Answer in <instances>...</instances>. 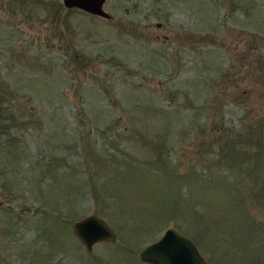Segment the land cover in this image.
Listing matches in <instances>:
<instances>
[{
    "label": "rangeland",
    "instance_id": "1",
    "mask_svg": "<svg viewBox=\"0 0 264 264\" xmlns=\"http://www.w3.org/2000/svg\"><path fill=\"white\" fill-rule=\"evenodd\" d=\"M103 6L0 0V264H264V0Z\"/></svg>",
    "mask_w": 264,
    "mask_h": 264
},
{
    "label": "water",
    "instance_id": "2",
    "mask_svg": "<svg viewBox=\"0 0 264 264\" xmlns=\"http://www.w3.org/2000/svg\"><path fill=\"white\" fill-rule=\"evenodd\" d=\"M67 8H78L105 18L110 13L104 8L105 0H62ZM73 230L87 249L100 240H114V229L100 216L88 214L73 222ZM142 260L153 264H208L195 242L175 227H167L163 234L145 245L139 253Z\"/></svg>",
    "mask_w": 264,
    "mask_h": 264
},
{
    "label": "flooded vegetation",
    "instance_id": "3",
    "mask_svg": "<svg viewBox=\"0 0 264 264\" xmlns=\"http://www.w3.org/2000/svg\"><path fill=\"white\" fill-rule=\"evenodd\" d=\"M139 253H140V252H139ZM139 258H140V256H139ZM140 259H141V258H140ZM141 260H142V259H141ZM142 261H146V260H142ZM146 262L153 264L152 262H149V261H146Z\"/></svg>",
    "mask_w": 264,
    "mask_h": 264
},
{
    "label": "trees",
    "instance_id": "4",
    "mask_svg": "<svg viewBox=\"0 0 264 264\" xmlns=\"http://www.w3.org/2000/svg\"><path fill=\"white\" fill-rule=\"evenodd\" d=\"M70 9H72V8H70Z\"/></svg>",
    "mask_w": 264,
    "mask_h": 264
}]
</instances>
